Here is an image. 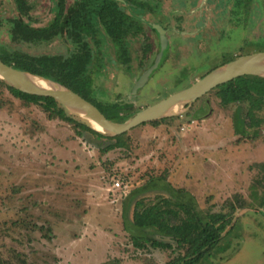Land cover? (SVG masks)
Wrapping results in <instances>:
<instances>
[{
  "label": "rangeland",
  "instance_id": "obj_1",
  "mask_svg": "<svg viewBox=\"0 0 264 264\" xmlns=\"http://www.w3.org/2000/svg\"><path fill=\"white\" fill-rule=\"evenodd\" d=\"M115 1L129 14L119 40L106 35L105 21L95 14L78 32L60 31L75 0L61 6L56 0H0V52L12 67L51 80L75 62L71 76L64 71L67 80L73 77L76 87L103 105L131 103L127 119L224 61L264 50V0H139L147 5L135 10ZM133 17L141 33L136 25L133 32ZM154 25L165 30L167 47L146 84L133 91L161 51ZM23 27L43 32L21 34ZM246 110L245 103L222 105L210 91L180 115L126 131L125 147L101 152L91 136H79L70 123L48 118L0 84V260L164 264L173 256L169 250L132 245L122 199L166 172L168 182L190 192L200 208L226 210L223 204L233 195L244 199L231 229L200 264H264V194L253 187L252 169L264 161V108L256 128H247ZM162 191L139 197L149 201Z\"/></svg>",
  "mask_w": 264,
  "mask_h": 264
},
{
  "label": "trees",
  "instance_id": "obj_2",
  "mask_svg": "<svg viewBox=\"0 0 264 264\" xmlns=\"http://www.w3.org/2000/svg\"><path fill=\"white\" fill-rule=\"evenodd\" d=\"M58 6L63 0H56ZM74 4L67 8L59 22V30L67 33L78 32L83 29L92 14L105 21V28L109 36L119 40L125 30L124 14L122 7L115 0H75ZM131 6L146 7V2L139 0H124ZM121 10V11H120ZM18 32L36 36L43 29L23 27ZM0 59L10 65L11 58L5 52H0ZM13 60V59H12ZM17 62L16 60H13ZM229 61V60H228ZM227 62V61H226ZM68 62L63 66L64 71H69L71 76L73 64ZM225 63V61L223 62ZM222 63V64H223ZM24 69L38 73L29 68ZM51 75L54 80L60 82L75 91L91 103H93L107 118L114 121H123L132 112L131 103L114 102L103 105L95 102L84 94L83 89L74 85L73 77L67 80L66 74ZM4 85L15 97L28 103L40 106L47 113L48 118H58L72 125L79 136H91L95 139V146L101 152H108L116 148L125 147L127 142L126 132L107 136L96 132L72 115L63 104L51 97L32 95L17 90L11 86ZM220 99L222 105L228 103H239L247 105L246 116L247 128H256L261 125L262 118L257 115L264 108V78L254 75H243L224 84L216 86L211 90ZM172 118V117H170ZM169 118H161L149 121L157 125ZM245 134L246 130H237ZM247 132V131H246ZM257 171L253 179V187L264 194V161L252 165ZM157 183L162 186L156 187ZM154 185V187H149ZM152 189L163 190L161 194L155 195L152 200L147 201L139 195ZM122 217L128 219L126 226L129 237L135 248L143 249L151 247L155 249L169 250L172 257L164 264H200L204 258L209 256L220 239L233 226V216L238 209L245 207L244 199L235 194L223 204V208L214 211L211 208H200L195 197L183 188L173 187L167 180L166 172L158 176L149 177L143 184L133 188L122 199ZM131 208L129 217L128 211ZM0 264H4L0 260Z\"/></svg>",
  "mask_w": 264,
  "mask_h": 264
},
{
  "label": "water",
  "instance_id": "obj_3",
  "mask_svg": "<svg viewBox=\"0 0 264 264\" xmlns=\"http://www.w3.org/2000/svg\"><path fill=\"white\" fill-rule=\"evenodd\" d=\"M119 1L123 2V0ZM153 27L159 35L161 51L157 55L154 63L138 78L133 88L134 91L146 83L151 73L158 67L163 51L167 47L168 40L165 35V30L160 25H154ZM26 74L32 73L14 68L0 59V80L5 84L24 93L54 98L68 108L72 114L76 115L81 122L92 130L107 136H115L145 122L180 115L182 114L184 107L188 109L194 101L210 92L216 86L224 84L237 77L254 75L264 78V50L240 55L227 61L204 74L201 78L197 79L186 88L174 92L153 104L143 107L129 118L120 122L107 118L93 103L60 82L37 74H32L57 83L60 87L56 89H44L27 81L25 77ZM178 102L183 104V108L178 112L168 113V110ZM77 109L83 111L93 123L101 128V130L91 126L86 120L73 111Z\"/></svg>",
  "mask_w": 264,
  "mask_h": 264
},
{
  "label": "bare ground",
  "instance_id": "obj_4",
  "mask_svg": "<svg viewBox=\"0 0 264 264\" xmlns=\"http://www.w3.org/2000/svg\"><path fill=\"white\" fill-rule=\"evenodd\" d=\"M26 80L29 81L30 83L34 84L35 86L38 87H42L44 89H56V88H60L59 85L57 83L51 82L47 79L41 78L39 76H35L32 74H26L25 75ZM183 108V104L181 102H178L176 104H174L169 110L168 113H174V112H178ZM76 114H78L79 116H81L84 120H86L91 126H93L96 129L101 130V128H99L95 123H93L86 115L83 111L81 110H73Z\"/></svg>",
  "mask_w": 264,
  "mask_h": 264
},
{
  "label": "flooded vegetation",
  "instance_id": "obj_5",
  "mask_svg": "<svg viewBox=\"0 0 264 264\" xmlns=\"http://www.w3.org/2000/svg\"><path fill=\"white\" fill-rule=\"evenodd\" d=\"M64 1V0H63ZM136 8H139L138 6H136V5H134V6H131V9H133V10H135ZM141 8H144V7H141ZM122 10L123 11H121V13H123V14H125V15H129L123 8H122ZM132 16V15H131ZM133 19H134V22H135V24H134V28H132V30H133V32H135V25H136V27L139 29L140 28V31H138L137 32V34L138 33H141L142 31H143V28H142V25H141V23L139 24V22H138V20H136L134 17H133ZM106 30V29H105ZM106 35L112 40V38L109 36V34H108V32H107V30H106ZM146 54V52H144V55ZM69 62H72V61H69ZM74 65V64H73ZM137 81V80H136ZM136 81L134 82V84H133V88H134V85H135V83H136ZM146 84V83H145ZM144 84V85H145ZM143 85V86H144ZM142 87V86H141ZM140 88V87H139ZM138 88V89H139ZM137 89V90H138ZM133 91H134V89H133Z\"/></svg>",
  "mask_w": 264,
  "mask_h": 264
},
{
  "label": "built area",
  "instance_id": "obj_6",
  "mask_svg": "<svg viewBox=\"0 0 264 264\" xmlns=\"http://www.w3.org/2000/svg\"><path fill=\"white\" fill-rule=\"evenodd\" d=\"M115 186L116 187H120V183L119 182H115Z\"/></svg>",
  "mask_w": 264,
  "mask_h": 264
}]
</instances>
